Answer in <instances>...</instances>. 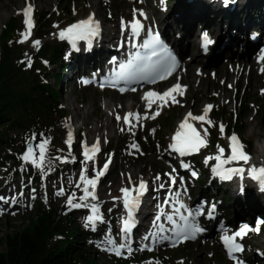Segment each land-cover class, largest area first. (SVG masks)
Listing matches in <instances>:
<instances>
[{
  "label": "rangeland",
  "instance_id": "obj_1",
  "mask_svg": "<svg viewBox=\"0 0 264 264\" xmlns=\"http://www.w3.org/2000/svg\"><path fill=\"white\" fill-rule=\"evenodd\" d=\"M29 1L33 8L31 19L34 25L36 26L37 24V15L39 13H43L47 19L45 44L48 47L63 46L62 39L59 38V32L63 31V27L71 21L88 16H94V18L102 22L103 27L108 32L107 34L111 35L119 28L122 29V20H130V16H133L134 6L141 8L146 14L148 18L147 25L160 27L161 20L168 18L169 15L166 12H169V7L172 4L171 0ZM197 1L204 5L203 0ZM24 7V0H0V31L5 22L11 18H16L19 24L16 33L17 45H22L23 54L28 55L33 53L36 47L33 46L35 40L33 37L34 30L32 29L28 39L24 43L19 42L22 39L21 33L27 31L23 23L25 18L23 15ZM162 9H166V12L162 11ZM190 9L196 10V8ZM252 9V12L256 15V6ZM200 10L203 11V8ZM262 11L264 12V7ZM190 21L191 19L187 20L188 24L185 27V32L186 30L188 31V27H193V24L189 23ZM198 25L201 26L203 24L201 21H197L196 29H198ZM203 26L207 28L205 25ZM207 26V30L212 33L210 25L208 24ZM253 28L260 33L264 27L260 25V27ZM181 29V25L174 26L169 36H177ZM190 30L188 37H190L192 42L194 37L193 31ZM209 31L207 32L209 33ZM117 32L114 36L118 35ZM250 38L251 36H248V39ZM104 39H108V37H104ZM115 39L116 37L112 41L114 42ZM183 42L186 43V40H183ZM240 42L225 51H220L218 46H214L205 56L200 55L195 45L192 47L189 42L187 48L185 45V53L182 51L183 54L180 58L182 65L180 64L176 68L171 78L156 88L160 93L162 90L180 83L186 90L183 95L178 94L179 98H176V100L179 102H169L165 107H157V104L156 107H152L149 110L144 102L138 104L140 111L133 108L122 110L120 108V105H122L121 101H123L122 95L98 92L92 87H83L80 83H77L75 78L82 72L87 74L92 63V61L89 63L87 59L82 60L80 55L77 57L73 55L74 61L77 59V65L72 67L69 65V68L65 67V69L61 70L58 67L49 66L48 70L50 73L53 72L60 76L58 83L54 81V78L50 80V83L58 88L60 107L67 114L59 115L58 112H55L50 123L52 128H50V131H46L47 134L44 137L41 131L37 132V134L32 131L37 137L35 141L31 139L33 134L27 135L19 129H13L10 132L9 135L13 139L14 149H17L15 146L19 145L20 142H23L26 147L29 143L34 142L33 148L37 157L39 149L36 148V145L42 142V138L43 140L48 139L49 144L47 145L46 164L43 172L30 164L24 165V169L30 166L33 171L42 177L39 185L37 182H22L20 178H12L8 181L2 175V170L0 171V196L9 200V203L0 202V238L14 234L25 227L27 219L34 218L37 206L40 205L42 208L58 211L60 215L73 219L80 230L86 233L78 246L82 245V243L89 246L96 255L98 264H109L105 260L109 257L125 260L128 255L138 256L142 253L144 255L142 264H158V260L161 257L166 259L168 264H233V262L222 255L215 235L212 233L213 231L205 232L206 225L203 227L204 231L201 235L188 241L187 249L181 254L177 253L176 246L172 247L163 243L148 253L145 250L147 242L142 241L130 253L127 249L122 250L120 256L105 249L110 247L108 244L109 240L114 241L117 246L121 244L117 237V220L112 218L110 212L116 201L119 204L118 213L121 214L122 209L119 201L121 189L125 187L131 189L133 187V184L128 182L129 176L132 178L133 183L137 185L140 179H143L151 188V192H156L163 196L169 186L168 177L175 173L169 167V162L171 161L167 153L169 139L182 119L181 114L185 112L187 115L190 112L194 116L202 115L206 105H212L208 119L213 122L214 126L209 127L206 123L192 120L195 122L193 125L197 131L207 139L208 145L198 155L197 162L193 163L196 171L199 172V178L197 180H182L187 187L185 186L181 194L185 201L189 203L194 202L199 196H209L208 199H199V206L201 207L203 202L208 200L209 203L213 201L214 205L218 202L217 212L225 220L227 219L225 227L232 226L236 220L246 219L247 216H252L253 214L259 216L260 221L264 220V205L262 204L249 211L251 213L249 215L247 213L244 216H235V201L232 197V191L229 192L231 187L212 183V169L217 166L218 162L215 159H208L219 154L218 145L225 149L224 157H227V136L231 135V132L239 138L242 144L243 142H249L250 148L247 151L243 149L251 158H257L256 154H254L256 141L252 136L245 133V128L250 127L253 130H262L264 128V71H262L264 69V61L262 62V67L259 64L254 65L253 56L257 53L256 50L248 53L246 52L247 40L244 38ZM258 46L259 43L255 48H258ZM62 52H64L65 56L67 54L66 48L62 47ZM108 55L110 54H107V52L103 54V62ZM67 59L62 58V61L66 62ZM83 64L86 67L83 68ZM237 64L243 65L239 76L232 74L239 69ZM184 66L187 70L184 69ZM228 75L230 78L225 80L224 76ZM214 76H216V79L213 78ZM195 87L198 92L194 91ZM221 98L224 100H221ZM110 100H115V102L112 103ZM124 103L130 105L131 101L125 100ZM239 106L242 108H239ZM93 108L95 109L94 112L92 111ZM107 108L113 112L111 118H107L113 128L106 131V137L103 138L102 134L104 131L98 129L92 133L89 123L93 122V120H99L101 111H105ZM241 109L244 113L239 115ZM157 110L159 115L155 119H144L145 116L151 117ZM126 113H138L141 117L139 122H133L135 127L131 129L124 124L122 119L117 121L115 118L117 115L122 118ZM82 115L86 116V121L82 119ZM85 122H88V124L86 125ZM234 122L237 130H232L230 126ZM221 124L225 126V129L227 128L223 135L217 129V125ZM68 126L73 129V132H71V148L66 143L69 133L67 131ZM77 127H80L79 131ZM122 129L124 130L122 131ZM204 129H207V135H204ZM97 140H99L102 153L94 161H89L85 164L83 146L86 144L89 147L91 144L96 143ZM133 143L138 145L139 151L130 147ZM13 154L15 155L14 152ZM109 158L111 160L108 167L109 171L107 170L99 178L95 188L97 199L92 200L89 198L87 201H81L80 197L84 195L82 191L83 184H81L80 188L76 187L77 183H80L79 175L81 170L87 168L88 176L92 178L95 175V171L99 170L100 165L108 161ZM64 160L67 162H62ZM14 161H17L16 158ZM232 165H239V167L243 168L245 164L239 162ZM133 173L136 175L135 178L132 176ZM157 176L160 177L158 181L155 180ZM160 184H164V188H159ZM177 184L179 187L181 186V179L177 181ZM207 185L208 187H206ZM61 188H63V195H58L57 193L60 192ZM205 190H207V193H205ZM89 191H92V189L89 188ZM100 193H102V196ZM73 194L75 195L74 203H82L84 206L80 208H70L68 206V198ZM154 196H157V194H154ZM13 198L16 201L15 203H12ZM92 205L99 207L102 221H97L94 226L86 227V218L92 215L90 211ZM208 211L209 208L205 206L204 214ZM223 219L218 218L217 222L211 227L213 229L216 225L219 227L222 222L224 223ZM200 222L204 223V220H200ZM263 238L264 224H261L257 234H250L243 240L246 251L239 257V260H250L255 254L260 255L258 258H261V254H264V247L261 245ZM3 248L1 246L0 250H3Z\"/></svg>",
  "mask_w": 264,
  "mask_h": 264
},
{
  "label": "snow or ice",
  "instance_id": "obj_2",
  "mask_svg": "<svg viewBox=\"0 0 264 264\" xmlns=\"http://www.w3.org/2000/svg\"><path fill=\"white\" fill-rule=\"evenodd\" d=\"M228 0H225L227 3ZM33 12V8L31 6L26 7L23 12L24 21L27 31L21 33L22 39L19 41L20 43H24L31 32V29L34 27V23L31 19V14ZM137 15L147 19L146 14L143 10L133 9V20L131 22H125L122 20V30H127L130 28L131 31V39L134 41L138 38L142 31H145L144 24L141 23V20L137 18ZM100 25L97 21H95L94 16H89L85 20H81L78 23L72 24L67 29L59 32L60 39H68L73 48H76V42L78 40H87L91 43L92 38L99 35ZM147 39L143 40L140 47L144 50L143 54L140 51H137L132 58H130L127 63H120L119 71L114 73V78L110 81H106L101 83V87L111 86L116 87L117 84L123 82L125 85L136 84L141 81L146 83L154 84L157 81L165 80L167 77L171 76L172 73L178 67V61L176 57L171 53V51L163 44L160 39L159 33H153L152 29H147ZM212 43L209 39L207 33H204L202 36V46L207 50L208 45ZM40 42L35 41L34 47L39 46ZM133 47L137 45L135 43L132 44ZM261 61H264V53L261 54ZM113 63H115V58L113 59ZM29 66H31V62L29 61ZM264 71V69H262ZM125 90H129L126 88H120V91L123 92ZM131 91H136L135 88H131ZM186 89L180 83L175 84L172 88L164 91L163 93H158L156 91H147L143 99L147 102V108L151 109L154 103L159 101V107H165L172 103H178L176 100V96L174 94L183 95V92ZM212 109V105H206L203 114L199 116H194L192 113H188L185 117L184 121L179 126V131L173 136V143L170 145V148L173 152L178 153L180 156H185L186 154H190L195 151H199L200 148L206 147L207 142L204 137L200 134L199 131L189 122V120L199 121L201 123H206L209 127L214 126L213 122L208 119L209 112ZM159 115V111H155L151 117L145 116L144 119H155L156 116ZM117 121L123 119L125 125L131 129L135 127L132 123V119H135L137 122L141 119L138 113H128L123 118L119 115L116 117ZM124 129H122L123 131ZM219 133L223 135L225 128L221 124L219 125ZM134 134V133H133ZM207 129H204V135H207ZM32 141L37 139L36 134H33ZM72 142V133L69 131L68 139L66 143L69 148H71ZM49 144L48 139L42 140V142L36 145V148L39 149V155L37 157L36 152L32 146V143H29L26 151L19 157V159L25 164H30L33 167L40 169L42 172L45 168L46 164V152L47 145ZM131 148L139 151V147L137 144L133 143L130 145ZM218 147V155L215 157H209L208 159H215L218 163L217 166L212 169L214 175L218 176L221 180H230L235 175L243 176L245 169L236 167V168H224L223 165L230 164L233 162L239 163L243 162L244 164H248L251 160V157L243 150L244 146L239 141V138L233 134L229 138V150L230 155L226 158L224 157L225 149L223 147ZM100 151L99 140L92 146L88 147L86 144L83 146V157L84 163L87 164L89 161H94L95 155ZM59 159V158H57ZM62 162H67L66 160ZM111 163L109 158L106 161L101 170L95 171V175L92 178L88 176V169L84 168L81 170L79 175L80 183H77L76 187L80 188L81 184H83L82 191L84 195L80 197L81 201H87L89 198L92 200H96L97 197L95 195V188L99 181V178L102 177ZM50 164V161H49ZM185 167H187L185 165ZM249 175L252 179L258 180L261 186V190H264V166H253L249 169ZM192 176L196 177L197 173L195 171L192 172ZM171 185L175 186L177 181L175 177H169ZM155 180H160V177L157 176ZM128 182L133 184V187L130 189L128 187L122 188V200L124 209L127 212V218L123 222V227L121 229L124 235V243H121L119 246L115 244L114 241L109 240V248L105 249L107 251L113 252L115 255L120 256L122 254V250L126 249L131 252L130 245L128 244L130 234L132 229L135 227V217L134 213L139 208L141 203V198L148 191L147 182L143 179H140L139 184H134L132 178L129 176ZM183 181H181L182 183ZM159 188H164V184H160ZM89 188L92 191H89ZM171 191V189H169ZM135 193V195H133ZM58 195H63V188H61ZM178 197V193H177ZM75 195L73 194L68 198L67 204L70 208H80L84 206L82 203H74ZM0 202L9 203V200L3 196H0ZM15 199L13 198L12 203H15ZM167 202V201H165ZM179 202V201H177ZM213 205V209H214ZM183 210V212L181 211ZM92 215L86 218V227L94 226L97 221H102V217L99 214V207L96 205H92L90 209ZM173 212L176 217H178L181 223H177L176 219H174L173 215H167V221L172 225L174 240L171 242L173 245L179 242L186 241L188 239H195L197 234L202 233L204 229L199 227L196 222V216L200 215V210L197 209L195 211L189 210L183 203H179V207H174ZM187 213L184 215L183 213ZM211 216V213H209ZM156 221L160 220V216L155 218ZM264 224V220H261L257 223L255 228H250L247 224L243 225L239 231L234 232L232 235H228L225 233L222 236L223 243L227 249L229 256L235 259L234 253H239L243 251V247L241 244L237 243V238H243L250 231L259 232L260 225ZM160 228V231L163 232L164 228L162 225H157ZM166 237H161L164 239ZM144 239H148V237H144ZM171 239V238H168ZM151 250V249H149ZM237 264H243V261H238Z\"/></svg>",
  "mask_w": 264,
  "mask_h": 264
},
{
  "label": "trees",
  "instance_id": "obj_3",
  "mask_svg": "<svg viewBox=\"0 0 264 264\" xmlns=\"http://www.w3.org/2000/svg\"><path fill=\"white\" fill-rule=\"evenodd\" d=\"M36 23L33 37L40 44L28 55L23 54L22 45H17L16 18L5 22L0 31V171L8 181L20 178L22 182L39 185L42 177L30 166L24 169L25 163L19 159L26 145L20 142L14 149L9 134L19 129L27 135L41 131L44 137L52 128L53 114L67 112L60 107L58 88L50 83L52 78L58 83L60 76L48 70L49 66L63 70L62 49L45 44L47 19L43 13L37 15ZM243 113L241 109L239 115ZM230 126L237 130L235 122ZM243 144L250 148L249 142ZM85 234L73 219L38 205L34 218L27 219L25 227L0 238V247H4L0 250V264H98L89 246L83 243L78 246ZM188 245L178 246L177 253H183ZM143 259V255H138L125 260L114 257L105 260L109 264H140ZM158 264L168 262L161 257Z\"/></svg>",
  "mask_w": 264,
  "mask_h": 264
},
{
  "label": "bare ground",
  "instance_id": "obj_4",
  "mask_svg": "<svg viewBox=\"0 0 264 264\" xmlns=\"http://www.w3.org/2000/svg\"><path fill=\"white\" fill-rule=\"evenodd\" d=\"M171 1H172V4L169 7L170 8L169 12H166V9H162V11L166 12V14H168L169 16L168 18L161 20L160 25H162V28L165 32L173 31L174 26L181 25L182 29L180 33H178L177 36L173 35L175 37V40L177 41V49L179 51H183V48L185 46V42L183 43V40H186V48L189 46L190 37H188V34H189L188 32H189V29L191 30L195 29L197 21H201V23L205 25L207 28H208L207 25L208 24L210 25L212 33L209 30H207V28H205L203 25L201 26L198 25L199 29H203L206 32L209 31V33L208 32L207 33L209 34L210 40L213 42V45L211 46L210 50L214 48V46L216 47L218 46L220 51H225L226 49L232 48V46L238 45L239 43H241L240 40L245 38V40H247L246 52L250 53L256 50V52L259 53L261 51H264V41L262 43V40H259L258 48H255L257 47L258 43H254L251 40L254 35L259 34L258 32H256V29L253 27H260V25L261 27H264V12L262 11L264 7V0H228L227 3H225V0H206L204 5H201L197 0H171ZM254 6H256V9H257V12H256L257 17L252 12L253 10L252 8ZM190 8H196V10H193ZM201 8H203V11L200 10ZM190 19L191 21L189 23L193 24V27H188V31L186 30L185 32V27L188 24L187 20L189 21ZM145 22H147V20H145ZM116 31H118L117 32L118 35L116 37L118 39H120V37L125 34V30H122L121 28H119ZM116 31L114 33H111L112 35L110 38L103 39V42H101V40L98 42V46L101 43L100 49H98V54H94L93 50L89 51L90 57L94 56L95 59H92L89 61V63L91 61L92 63L89 66L91 68L88 69L87 74L92 72L93 73L92 75L95 78L100 77V79H104V80H108L110 78V70L112 67L107 66L105 62L102 61V59L97 60L96 58H98L101 54L103 55L105 52H107V54H112L113 52L116 51L118 47V41L117 39H115L114 42L112 41V39L114 38L113 36L115 35ZM263 31H264V28H262L260 33H262ZM248 36H251V38L248 39ZM259 61L260 60L258 58L256 59L254 55L253 56L254 65H258ZM262 62L263 61H261V64ZM74 65H77V63ZM237 65L239 66V69L237 70L236 73H232V74L239 76V72L241 71V67L243 65L242 64H237ZM82 67L83 68L86 67L85 64H83ZM184 69L187 70L185 66H184ZM213 78L216 79V76H214ZM228 78H230L229 75L224 76L225 80H228ZM147 91H154V89L146 90L141 94H139L138 92L134 94L133 93L129 94L128 92H122L121 94L119 92H116L113 94L122 95L123 101H121L122 105H120V108H122V110L133 108V109L140 111L138 104L139 103L141 104L142 102L147 104V102L143 99V96ZM194 91L198 92V89L195 87ZM163 92L164 91L160 93H163ZM175 96L176 98H179L178 94H175ZM125 100H130L131 104L127 105V103H124ZM221 100H224V99L221 98ZM110 101L112 103L115 102V100H110ZM154 104L159 105V101ZM94 110L95 109L93 108L92 111L94 112ZM112 114L113 112L108 110V108L105 111H101L100 119L97 121L93 120V122L89 123L91 127L90 129L91 132L94 133L98 129H102L104 131L102 134V137L105 138L106 137L105 132L113 128V125L107 120L108 117L111 118ZM181 115H182L183 120L187 116L185 112ZM82 119L86 121V116L82 115ZM133 122H137V121L135 119H132V123ZM87 124L88 122L86 123V125ZM245 133L252 136L256 141V143L254 144V154H256L257 158H251L250 162L243 166V168L245 169V172L242 177L240 175H235L230 180H228L231 186L229 192L232 191V194H233L232 197L234 198V201H235L234 202L235 203V208H234L235 216H239V215L244 216L247 213L249 215L251 214L249 211H252L253 209L257 208V205H261V204L264 205V200H262V198H264V190H261L259 181L252 179L249 175V169L251 167L264 166V128L262 130L261 129L253 130L250 127H246ZM234 163L236 162L225 164L223 165V167L224 168H236L235 167L236 165L234 166L232 165ZM132 176L135 178L136 175L133 173ZM211 178H212V183H214L215 182L214 177H211ZM206 187H208V185ZM205 193H207V190H205ZM100 194L102 196V193ZM134 194L135 193H133V195ZM119 195H120L119 196V199H120V197H122V192H120ZM151 195L152 194L148 192L146 193V196L148 198H150ZM202 198L208 199L209 196H203V197L199 196L198 199H196L194 202L190 204V207L194 210L196 209L200 210V215L197 216L196 221L201 220L205 214L211 213V216L208 220V226H212L215 222H217L218 218L223 219L224 217H222V215L217 212V207H218L217 201H216L217 202L216 205L213 204V201L209 203V200H208L207 202H203L202 207L199 206V199H202ZM183 200H184L183 197L179 198L180 203L185 204ZM213 205L215 206L214 209H213ZM205 206L209 208V211L204 214ZM147 210L148 208L146 206H143L141 208V211L139 212L138 216H139V221L141 223L148 222V221H144V220H148L149 218L147 217L148 215ZM118 212H119V204L118 202L115 201L114 207L112 211L110 212V215L112 216L113 219L119 216ZM160 215L162 216L163 214H160ZM170 215H174V213H171ZM223 220H224V223H227V219L225 220L224 218ZM162 222H163L162 217H160L159 221H156L155 219H154V222L152 221L153 223L152 227L156 229L155 237L153 238V240L157 237L156 239L157 242L167 243V242H164L163 239L161 240V238L159 237L161 235L160 229L156 228L158 223H162ZM224 223L222 222L219 227H217L216 225L214 229L211 227L210 230L211 231L214 230L215 232L219 233V230H222L224 228L223 227ZM143 229L144 227L142 226V224H140L136 232H139L141 234ZM207 230L210 231L209 229ZM261 245L264 247V238L261 241ZM259 256L258 254H255L254 256H252V259L247 260L248 264H252L254 262H256V264H264V254H261V258H258Z\"/></svg>",
  "mask_w": 264,
  "mask_h": 264
},
{
  "label": "water",
  "instance_id": "obj_5",
  "mask_svg": "<svg viewBox=\"0 0 264 264\" xmlns=\"http://www.w3.org/2000/svg\"><path fill=\"white\" fill-rule=\"evenodd\" d=\"M32 146H33V142H32Z\"/></svg>",
  "mask_w": 264,
  "mask_h": 264
}]
</instances>
